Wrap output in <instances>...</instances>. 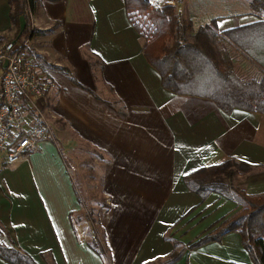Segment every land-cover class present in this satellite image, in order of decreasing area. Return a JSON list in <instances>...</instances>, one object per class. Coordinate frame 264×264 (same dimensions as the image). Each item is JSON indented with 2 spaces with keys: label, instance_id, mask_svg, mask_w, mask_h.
<instances>
[{
  "label": "crops",
  "instance_id": "obj_1",
  "mask_svg": "<svg viewBox=\"0 0 264 264\" xmlns=\"http://www.w3.org/2000/svg\"><path fill=\"white\" fill-rule=\"evenodd\" d=\"M222 11L215 13L218 33L260 19L242 5ZM9 12L0 0V33L12 32ZM30 18L37 29L30 48L51 83L44 104L56 115L55 141H40L13 164L0 159V227L8 233L0 230L1 243L20 247L38 264H106L86 243L89 223L70 220L71 211H82L77 193L84 192L107 264H154L173 248L166 232L178 221L191 227L185 216L193 208L210 206L212 220L240 207L215 192L202 201L185 186L186 174L235 159L252 166L238 186L264 193V114L226 113L207 98L165 89L142 53L144 39L129 22L124 0H37ZM204 25L193 21L187 32ZM240 64L242 70L251 66ZM72 160L78 171L99 173L104 205L75 184ZM0 264L11 263L0 258ZM173 264L251 260L239 233L229 232L186 250Z\"/></svg>",
  "mask_w": 264,
  "mask_h": 264
},
{
  "label": "trees",
  "instance_id": "obj_2",
  "mask_svg": "<svg viewBox=\"0 0 264 264\" xmlns=\"http://www.w3.org/2000/svg\"><path fill=\"white\" fill-rule=\"evenodd\" d=\"M6 1L10 5L11 26L17 33L15 38L32 40L37 29L32 26L30 13L37 0ZM249 7L260 18L258 21L218 33L213 29L216 27L213 19L195 33L188 34L190 24L178 15L173 4L155 6L149 0H124L129 22L144 39L142 53L159 73L165 89L180 95L207 98L226 113L239 108L264 114V0H250ZM21 18L24 20L22 27ZM243 61L252 65V73L242 71L240 62ZM70 78L77 84L73 75ZM251 170L252 166L246 162L228 159L186 174L183 177L185 186L202 201L215 192L240 207L221 220L211 233L201 235L184 247H178L173 240L169 254L154 264H173L186 250L220 241L229 232L239 233L251 264H264V193L248 194L235 186L236 177L245 176ZM83 193H77L82 211H71L70 220L74 225L89 223L86 243L107 264L106 251L92 226L94 209L87 205ZM99 204L104 205L103 198L99 199ZM0 230L8 235L2 227ZM0 258L11 264H38L20 247L1 242Z\"/></svg>",
  "mask_w": 264,
  "mask_h": 264
},
{
  "label": "built area",
  "instance_id": "obj_3",
  "mask_svg": "<svg viewBox=\"0 0 264 264\" xmlns=\"http://www.w3.org/2000/svg\"><path fill=\"white\" fill-rule=\"evenodd\" d=\"M50 84L29 39H0V159L8 164L40 141L55 139L56 115L44 104V90ZM105 200L110 203L107 196Z\"/></svg>",
  "mask_w": 264,
  "mask_h": 264
},
{
  "label": "rangeland",
  "instance_id": "obj_4",
  "mask_svg": "<svg viewBox=\"0 0 264 264\" xmlns=\"http://www.w3.org/2000/svg\"><path fill=\"white\" fill-rule=\"evenodd\" d=\"M249 1L250 0H183L182 4H178V6H175L178 15L186 20L190 27L193 26V21H197L199 24L208 23L211 20L215 19V13L220 14L222 13L224 9H226L228 6L231 9V7H239V5H242L244 9L249 10ZM251 10V9H250ZM213 11V12H212ZM10 29H12V32H8L7 29L4 30V33H0V37L3 39L6 38H15L17 36V33H15V30L12 26H10ZM8 29V30H10ZM189 40V39H187ZM238 64H236L237 66ZM252 65L249 68H246L245 70L248 74L252 73L253 71H250ZM44 102H46V98L44 96ZM80 160V159H78ZM71 168V173L73 174L74 182L75 184L80 188L83 187L87 192L91 194V202H97L99 197L102 196V193H100L99 189V173H94L93 171H90V169L87 171L83 170H77V161L72 160L69 164ZM244 175L241 176L243 178ZM240 177H236L235 180V186H238V181L241 179ZM82 181V183H81ZM239 207L230 208L228 209L227 213L216 219L217 216H213L212 220L207 218L206 213L210 212V206L204 207L198 206L193 208L185 217H191V221L188 220V222H191V227H188L187 225L181 224L179 225V221L175 225V229L173 233H170V231L166 232V237L170 239L171 241L174 240L178 244V247H184L189 242L195 240L196 238L200 237L201 235H204L206 233H211L214 229L213 227L217 226V222L219 220H223V218L228 217L235 211H237ZM212 222V223H211ZM220 223V222H219ZM82 224H84L82 222ZM183 231V232H182ZM0 234H2L0 232ZM172 235H176L179 237L175 238ZM0 238L3 239V237ZM191 236V237H190ZM4 240V239H3ZM6 240H4L5 242ZM9 243V242H7Z\"/></svg>",
  "mask_w": 264,
  "mask_h": 264
}]
</instances>
